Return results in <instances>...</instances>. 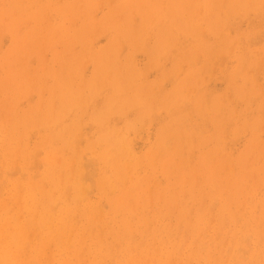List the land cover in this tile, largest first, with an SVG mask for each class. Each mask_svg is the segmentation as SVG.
<instances>
[{"label":"rangeland","instance_id":"obj_1","mask_svg":"<svg viewBox=\"0 0 264 264\" xmlns=\"http://www.w3.org/2000/svg\"><path fill=\"white\" fill-rule=\"evenodd\" d=\"M263 162L264 0H0V264H264Z\"/></svg>","mask_w":264,"mask_h":264},{"label":"bare ground","instance_id":"obj_2","mask_svg":"<svg viewBox=\"0 0 264 264\" xmlns=\"http://www.w3.org/2000/svg\"><path fill=\"white\" fill-rule=\"evenodd\" d=\"M132 3H133V2H132ZM152 13H153V12H152ZM155 16H156V14H155ZM156 19H157V18H156ZM158 20H159V19H158ZM161 29H162V28H161ZM176 31H177V30H176ZM125 33H126V32H125ZM158 33H159V32H158ZM75 36H76V35H75ZM64 37H65V36H64ZM64 37H63V38H64ZM133 37H134V36H133ZM153 37H154V36H153ZM65 38H66V37H65ZM79 38H80V37H79ZM38 39H39V38H38ZM133 39H134V38H133ZM71 41H72V40H71ZM43 42H45V41L43 40ZM48 42H49V43H47V45H50L51 47L54 46V44L57 43V42L54 43V41H52V42H51V41H48ZM50 42L52 43V45L50 44ZM58 42H59V41H58ZM63 42H64V40H63ZM65 42H66V41H65ZM199 42H200V41H199ZM201 42H202V41H201ZM43 44H44V43H43ZM57 44H58V43H57ZM64 44H67V43H64ZM143 44H144V43H143ZM45 45H46V44H45ZM47 45H46V46H47ZM38 46H39V45H38ZM46 46H44V47H46ZM51 47H50V48H51ZM47 48H48V47H47ZM47 48H46V49H47ZM33 51H35V50H33ZM36 51H38V50H36ZM53 52H54V51H53ZM115 52H116V51H115ZM98 55H101V54H98ZM111 55H112V54H111ZM111 55H110V56H111ZM116 55H117V53H116ZM55 56H56V55H55ZM107 56H108V55H107ZM107 56H106V57H107ZM113 56H114V54H113ZM70 57H71V56H70ZM95 57H96V56H95ZM111 57H112V56H111ZM116 57H117V56H116ZM61 58H62V57H61ZM96 58H97V57H96ZM107 58H108V57H107ZM56 59H57V58H54V60H56ZM63 59H64V58H63ZM63 59H62V60H63ZM67 59H68V58H67ZM94 59H95V58H93V60H94ZM105 59H106V58H105ZM59 60H60V56H59V59L56 60V62H58ZM65 60H66V59H65ZM71 60H72V59H71ZM77 60H78V59H77ZM101 60H102V59H101ZM102 61H103V60H102ZM52 62H54V61H52ZM62 62H63V61H62ZM68 62H69V61H68ZM111 62H112V61H111ZM123 62H124V61H123ZM126 62H127V61H126ZM179 62H180V61H179ZM4 63H6V61H4ZM63 63H66V62L64 61ZM63 63H62V64H63ZM73 63H75V61H74ZM177 63H178V62H177ZM186 63H187V62H186ZM189 63H190V62H189ZM189 63H188V64H189ZM58 64H59V63H58ZM62 64H59V66L61 65V67L65 69L66 66L64 67V66H62ZM66 64H67V63H66ZM119 64H120V63H119ZM123 64L125 65V63H123ZM123 64H122V65H123ZM126 64H127V63H126ZM129 64H130V63H129ZM181 64H183V63H181ZM54 65H55V64H54ZM70 65H71V63H70ZM100 65H101V64H100ZM100 65H99V66H100ZM108 65H109V64H108ZM124 65H123V66H124ZM113 66H114V65H113ZM130 66H131V65H130ZM5 67H6V66H5ZM7 67H8V66H7ZM7 67H6V71L9 72V69H10V68L8 67V68H9V69H8ZM56 67H58V65H57ZM69 67H70V68H69ZM69 67H68L69 69H68V68H67V69H68L71 73H68V75H69V74H72L71 68H73L72 66H69ZM107 67H108V66H107ZM116 67L119 68L118 66H116ZM97 68H99V67H96V69H97ZM109 68H111V67L109 66ZM55 69H57V68H55ZM59 69H61V68L59 67L57 70H59ZM73 69H74V68H73ZM102 69H103V68H102ZM130 69H131V68H130ZM61 70H62V69H61ZM68 70H67V71H68ZM109 70H111V69H109ZM112 70H114V68H113ZM122 70H123V69H122ZM50 71H51V68H50ZM53 71H54V70H53ZM53 71H51L52 74H54ZM55 71H56V70H55ZM69 71H68V72H69ZM73 71H74V70H73ZM78 71H79V70H78ZM99 71H100V69H99ZM101 71H103V70H101ZM115 71H116V70H115ZM62 72H63V71H62ZM62 72H60V74H61ZM106 72H107V71H106ZM126 72H127V71H126ZM126 72H125V73H126ZM130 73H131V72H130ZM130 73H129V74H130ZM11 74H12V73H11ZM11 74L8 75V76H11ZM50 74H51V73H50ZM76 74H77V73L75 72V75H76ZM101 74H102V72L100 73V75H101ZM116 74H117V73H116ZM61 75H62V74H61ZM61 75H60V76H61ZM97 75H98V73H97ZM107 75H110L109 71H108V74H107ZM107 75H106V76H107ZM114 75H115V74H114ZM118 75H119V74H118ZM12 76H15V75H12ZM56 76H57V75H56ZM58 76H59V73H58ZM94 76H95V75H94ZM94 76L92 75V78H93ZM103 76H104V74H103ZM106 76H104V77H106ZM130 76H132V74H131ZM134 76H135V75H134ZM134 76H133V77H134ZM23 77H24V76H23ZM53 77H55V74L53 75ZM107 77H108V76H107ZM6 78H7V77H6ZM25 78H26V77H25ZM57 78H58V77H57ZM72 78H73V75H72V77H71V81H72ZM95 78H96V77H95ZM99 78H100V76H99ZM102 78H103V77H102ZM102 78H101V79H102ZM135 78H136V77H135ZM15 79H16V78H14V80H15ZM60 79H61V78H60ZM90 79H91V78H90ZM93 79H94V78H93ZM126 79H128V78H126ZM10 80H11V78H10ZM22 80H23V79H22ZM25 80H26V79H25ZM25 80H24V81H25ZM28 80H29V79H28ZM55 80H56V79H55ZM61 80H62V79H61ZM97 80H98V79H97ZM104 80H105V79H104ZM7 81H9V79H8ZM12 81H13V77H12ZM26 81H27V80H26ZM64 81H65V80H64ZM64 81H62V82H64ZM78 81L80 82V80H78ZM89 81H91V80H89ZM106 81H107V79H106ZM14 82H15V81H13V83H14ZM45 82H46V81H45ZM56 82H58V81H56ZM60 82H61V81H60ZM95 82H96V81H95ZM99 82H100V81H99ZM133 82H134V81L132 80V83H133ZM6 83H7V82H6ZM13 83H12V84H13ZM16 83H17V82H16ZM65 83H66V81H65ZM69 83H70V80H69ZM75 83H77V84H76V87H75V85H74L73 83H70V85L73 84L74 86H73V85H72V86L75 87V88H76V91H77V86H78L79 83H78V82H75ZM85 83H86V82H84V84H85ZM101 83H103V82H101ZM105 83H106V82H105ZM118 83H119V82H118ZM121 83H122V82H121ZM124 83H125V82H124ZM130 83H131V82H130ZM22 84H23V83L21 82V85H22ZM56 84H57V83H56ZM60 84H61V83H58V84H57V85H58L57 87H59ZM67 84H68V82H67ZM87 84H88V82H87ZM93 84H94V82H93ZM107 84H108V83H107ZM136 84H137V83H136ZM9 85H11V84H9ZM15 85H16V84H15ZM17 85H18V83H17ZM19 85H20V82H19ZM26 85H27V83L25 84V86H26ZM28 85H29V84H28ZM41 85H44V84L42 83ZM85 85H86V84H85ZM89 85H90V84H89ZM91 85H92V83H91ZM91 85H90V86H91ZM95 85H97V83H96ZM95 85H94V86H95ZM114 85H115V84H114ZM126 85H127V83H126ZM178 85H179V84H178ZM7 86H8V85H7ZM23 86H24V85H23ZM23 86H22V87H18V88H24L25 86H24V87H23ZM55 86H56V85H55ZM68 86H69V85H68ZM68 86H67V87H68ZM101 86H103V85H101ZM104 86H105V85H104ZM119 86H121V85H119ZM129 86H130V85H129ZM135 86H136V85H135ZM11 87L14 88L13 85H12ZM65 87H66V86H65ZM67 87H66V88H67ZM79 87H80V86H79ZM84 87H85V86H84ZM84 87H83V88H84ZM115 87H116V86H115ZM115 87H114V88H115ZM117 87H118V85H117ZM177 87H179V86H177ZM39 88H40V87H39ZM46 88H47V87H46ZM55 88H56V87H55ZM70 88H71V87H70ZM87 88H88L89 90H91L89 87H87ZM93 88H94V87H93ZM93 88H92V90H93ZM95 88H96V86H95ZM15 89H16V86H15ZM59 89H60V87H59ZM61 89H63V88H61ZM61 89H60V90H61ZM67 89H69V88H67ZM135 89H136V88H135ZM145 89H146V88H145ZM150 89H151V88H150ZM157 89H158V88H157ZM178 89H179V88H178ZM178 89H177L176 92H178ZM235 89H236V88H235ZM239 89H240V88H239ZM16 90H17V89H16ZM46 90H47V89H46ZM60 90H59V91H60ZM69 90H70V89H69ZM69 90H68V91H69ZM74 90H75V89H74ZM74 90H73V91H74ZM94 90H95V89H94ZM96 90H97V89H96ZM137 90H138V88H137ZM249 90H251V89H249ZM249 90H248V91H249ZM254 90H255V89H254ZM13 91H15V90H13ZM17 91H18V90H17ZM62 91H63V90H62ZM68 91H67V90H64V92L70 93V92H68ZM79 91H80V90H79ZM120 91H121V90H120ZM145 91H146V90H145ZM157 91H158V90H157ZM157 91H156V92H157ZM182 91H183V90H182ZM19 92H21V91H19ZM53 92H54V91H53ZM64 92H62V93H63L64 96H66V95L64 94ZM135 92H136V90H135ZM135 92H134V95H135ZM146 92H147V91H146ZM150 92H151V91H150ZM152 92H153V91H152ZM234 92H235V91H234ZM249 92H251V91H249ZM255 92H256V91H255ZM21 93H22V92H21ZM74 93H76V92L74 91ZM78 93H80V92H78ZM91 93L93 94L92 91H91ZM91 93H90V94H91ZM129 93H130V90H129ZM138 93H139V92H138ZM138 93H137V94H138ZM142 93H143V92H142ZM178 93H179V92H178ZM239 93H240V92H239ZM50 94H51V93H50ZM55 94H56V93H55ZM71 94H72V92L70 93V95H71ZM96 94H97V93H96ZM96 94H95V96H96ZM150 94H151V93H150ZM150 94H149V95H150ZM153 94H155V93H153ZM153 94H152V95H153ZM176 94H177V93H176ZM53 95H54V93H53ZM59 95H60V94H59ZM63 95H62V97H63ZM68 95H69V94H68ZM93 95H94V94H93ZM119 95H120V94H119ZM122 95H124V94H122ZM129 95H131V94H129ZM139 95H140V94H139ZM142 95H143V94H142ZM147 95H148V93L146 94V96H147ZM163 95H164V94H163ZM163 95H162V96H163ZM168 95H169V94H168ZM243 95L245 96V94H243ZM71 96H74V95H71ZM76 96H77V95H76ZM78 96H79V94H78ZM78 96H77V97H78ZM39 97H40V95H39ZM49 97H50V96H49ZM49 97H48V98H49ZM51 97H52V96H51ZM53 97H54V96H53ZM58 97H59V96H58ZM62 97L60 98L61 100L63 99ZM67 97H68V96H67ZM93 97H94V96H93ZM93 97H92V98H93ZM136 97H137V96H136ZM136 97H135V98H136ZM171 97H172V96H171ZM175 97H176V96H175ZM182 97H183V96H182ZM184 97H186V95H185ZM184 97H183V98H184ZM74 98H75V97H74ZM74 98H73V99H74ZM126 98H127V97H126ZM135 98H134V99H135ZM142 98H144V97L141 96V98H140L141 101L143 100ZM155 98H157V97H155ZM155 98H154V99H155ZM167 98H168V97H167ZM178 98H179V97H178ZM66 99H67V98L65 97V99L62 100V101H65V102H62V101L60 100L61 103H67ZM70 99H71V97H70ZM70 99H68V100L70 101ZM76 99H77V98H76ZM83 99H84V98H83ZM134 99H133V100H134ZM138 99H139V98H138ZM154 99H153L152 101H154ZM162 99H163V98H162ZM174 99H177V98H174ZM174 99H173V101H174ZM179 99H180V98H179ZM58 100H59V99H58ZM71 100H72V99H71ZM91 100H92V99H91ZM135 100L137 101V98H136ZM147 100H148V98H147ZM185 100H187V99H185ZM188 100H189V99H188ZM188 100H187V101H188ZM47 101H48V100H47ZM52 101H53V99H52ZM72 101L75 102L76 100L74 99V100H72ZM136 101H135V102H136ZM139 101H140V100H139ZM139 101H137V103H139ZM141 101H140V102H141ZM148 101H149V100H148ZM160 101H161V100H160ZM74 102H72V103H73V105H72L73 107H70L71 109L74 108V105H76V104H74ZM113 102H115V101H113ZM124 102H125V101H124ZM124 102H122V103H124ZM142 102H143V101H142ZM144 102H145V101H144ZM162 102H163V101H162ZM176 102H177V101H176ZM72 103H71V104H72ZM76 103H77V101H76ZM118 103H119V102H118ZM122 103H120V104H122ZM132 103H134V102H132ZM145 103H146V102H145ZM149 103H150V102H149ZM160 103H161V102H159V104H160ZM146 104H147V103H146ZM172 104H173V103H172ZM180 104H181V103H180ZM36 105H37V104H36ZM69 105H70V104H69ZM109 105H111V104H109ZM113 105H114V103H113ZM124 105H125V103H124ZM162 105H163V104H162ZM66 106H68V103H67ZM119 106H120V105H119ZM122 106H123V105H122ZM130 106H131V105H130ZM133 106H134V104H133ZM176 106H177V105H176ZM35 107H36V106H35ZM39 107H40V106H39ZM39 107H38V108H39ZM63 107H64V105H63ZM76 107H77V105H76ZM117 107H118V106H117ZM147 107H148V104H147ZM50 108H52L51 105H50ZM61 108H62V107H61ZM65 108H66V107H65ZM110 108H111V107H110ZM110 108H109V109H110ZM124 108H125L124 106L121 107V109H122L123 111H124ZM132 108H134V107H132ZM148 108H149V107H148ZM148 108H147V109H148ZM150 108H151V107H150ZM48 109H49V108H48ZM71 109H70V110H71ZM107 109H108V108H107ZM127 109H128V107H127ZM129 109H130V108H129ZM79 110H80V109H79ZM101 110H102V109H101ZM104 110H105V109H103V111H104ZM110 110H111V109H110ZM114 110H115V108H114ZM150 110L153 111V108L150 109ZM10 111H11V110H10ZM29 111H31V110H29ZM35 111H36V109H35ZM59 111H61V109H60ZM62 111H64V109H63ZM116 111H117V110H116ZM31 112H32V111H31ZM31 112H30V113H31ZM50 112H51V110H50ZM68 112H69V111H68ZM147 112H149V110H148ZM166 112H167V111H166ZM9 113H10V112H9ZM28 113H29V112H28ZM46 113H47V112H46ZM46 113H45V115H46ZM58 113H59V112H58ZM101 113H102V112H101ZM112 113H113V112H112ZM122 113H123V112H122ZM137 113H139V112H137ZM10 114H12V113H10ZM26 114H27V113H26ZM31 114H32V113H31ZM49 114H50V113H49ZM49 114H47V115H49ZM104 114H106V113H104ZM119 114H120V113H119ZM143 114H144V113H143ZM23 115H24V114H23ZM27 115H28V114H27ZM33 115H34V114H33ZM45 115H44V116H45ZM51 115H52V112H51ZM56 115H58V114H56ZM59 115H61V113H59ZM59 115H58V119L61 118V117L59 118ZM63 115H64V114H63ZM39 116H40V115H39ZM39 116H38V117H39ZM93 116H94V115H93ZM97 116L99 117V114H98ZM102 116H103V114H102ZM104 116H105V115H104ZM104 116H103V117H104ZM180 116H181V115H180ZM8 117H9V116H8ZM24 117H25V115H24ZM28 117H29V116H28ZM28 117H27V118H28ZM49 117H50V119H51V116H49ZM4 118H5V117H4ZM46 118H47V116H46ZM55 118H56V116H55ZM74 118H75V117H74ZM108 118H109V117H108ZM19 119H20V118H19ZM19 119L17 118V121H18ZM50 119H46L45 121H46V122H49V121H47V120H50ZM62 119H63V116H62ZM64 119H65V118H64ZM64 119H63V120H64ZM102 119H103V118H102ZM179 119H180V117H179ZM181 119H182V118H181ZM5 120H6V118H5ZM8 120H9V119H8ZM21 120H22V119H21ZM28 120H29V118H28ZM106 120H107V119H106ZM45 121L43 120L44 123H46ZM75 121H76V120H75ZM177 121H178V120H177ZM181 121H182V120H181ZM1 122H2V121H1ZM43 122H42V123H43ZM54 122H56V121H54ZM60 122H61V121H60ZM78 122H79V121H78ZM78 122H77V123H78ZM6 123H7V121H6ZM15 123H16V122H15ZM42 123H41V125H42ZM50 123H51V121H50ZM58 123H59V122H58ZM77 123H76V124H77ZM184 123H185V122H184ZM225 123H226V122H225ZM30 124H31V123H30ZM46 124H47V123H46ZM53 124H54V123H53ZM60 124H61V123H60ZM104 124H105V123H104ZM39 125H40V124H39ZM48 125H49V124H48ZM55 125H58V124L55 123ZM78 125H79V124H78ZM30 126H31V125H30ZM43 126H44V125H43ZM103 126H105V125H103ZM162 126H163V124H162ZM167 126H168V125H167ZM15 127H17V126H15ZM36 127H37V126H36ZM45 127H46V126H45ZM49 127H50V126H49ZM49 127H47V128L49 129ZM51 127H53V126L51 125ZM65 127H66V126H65ZM101 127H102V126H101ZM164 127H165V126H164ZM47 128H44V129H47ZM106 128H107V127H106ZM74 129H75V128H74ZM159 129H160V128H159ZM162 129H163V128H162ZM166 129H168V128H166ZM63 130H64V127H63ZM70 130H71V129H70ZM49 131H50V129H49ZM52 131H53V130H52ZM52 131H51V132H52ZM64 131H65V130H64ZM75 131H76V130H75ZM251 131H252V130H251ZM251 131H250V132H251ZM71 132H72V131H71ZM187 132H188V131H187ZM9 133H10V132H9ZM15 133H16V132H15ZM57 133H58V132H57ZM59 133H60V132H59ZM78 133H79V131H78ZM78 133H77V134H78ZM117 133L119 134V131H118ZM172 133H173V132H172ZM180 133H181V132H179V134H180ZM55 134H56V133H54V135H55ZM74 134H75V133H74ZM96 134H97V133H96ZM158 134H159V132H158ZM165 134H166V133H165ZM169 134H170V133H169ZM182 134H183V133H182ZM187 134H188V133H187ZM56 135H57V134H56ZM59 135H61V134H59ZM79 135H80V133H79ZM79 135H78V136H79ZM51 136H52V135H51ZM66 136H67V135H66ZM78 136H76V137H78ZM111 136H112V135H111ZM117 136H118V135H116V137H117ZM46 137H47V136H46ZM48 137H50V136H48ZM69 137H70V136H69ZM162 137H163V136H162ZM162 137H161V138H162ZM172 137H174V136H172ZM172 137H171V138H172ZM43 138H44V137H43ZM43 138H42V139H43ZM66 138H67V137H66ZM163 138H164V137H163ZM175 138H176V137H175ZM185 138H186V137H185ZM18 139H20V138H18ZM44 139H45V138H44ZM49 139H51V138H49ZM54 139H55V138H54ZM117 139H119V138H117ZM169 139H170V138H169ZM76 140H77V138H76ZM170 140H171V139H170ZM175 140H176V139H175ZM179 140H180V139H179ZM12 141H13V140H12ZM50 141H51V140H50ZM77 141H78V140H77ZM104 141H105V140H104ZM107 141H108V140H107ZM107 141H106V143H107ZM122 141H123V139H122ZM166 141H167V140H166ZM5 142H7V141H5ZM51 142H52V141H51ZM71 142H73V141H71ZM74 142H75V141H74ZM117 142H118V141H117ZM157 142H158V141H157ZM167 142H168V141H167ZM7 143H8V142H7ZM18 143H19V142H18ZM98 144H99V143H98ZM100 144H101V143H100ZM115 144H116V143H115ZM119 144H121V143H119ZM165 144H166V143H165ZM165 144H164V146H165ZM251 144H252V143H251ZM257 144H258V143H257ZM46 145H47V144H46ZM48 145H49V144H48ZM63 145L65 146L64 143H63ZM63 145H62V146H63ZM113 145H114V144H113ZM121 145H123V144H121ZM64 146H63V149H64ZM67 146H68V145H67ZM98 146H99V145H98ZM100 146H101V145H100ZM251 146H253V144H252ZM4 147H5V146H4ZM38 147H40V146H38ZM42 147H43V146H42ZM85 147H86V146H85ZM119 147H120V146H119ZM259 147H260V146H259ZM72 148H73V147H72ZM96 148H97V147H96ZM121 148H122V147H121ZM36 149H38V148H36ZM45 149H46V148H45ZM75 149H76V148H75ZM89 149H90V148H88V150H89ZM109 149H110V148H109ZM125 149H126V148H125ZM249 149H250V148H249ZM249 149H248V152L250 153ZM254 149H256V148H254ZM6 150H7V148H6ZM34 150H35V149H34ZM58 150H59V149H58ZM66 150H67V149H66ZM68 150H69V149H68ZM112 150H113V149H112ZM256 150H258V148H257ZM259 150H261V149H259ZM259 150H258V152H259ZM2 151H3V150H2ZM10 151H11V150H10ZM10 151H9V153H10ZM35 151H36V150H35ZM56 151H57V150H56ZM63 151H64V150H63ZM107 151H108V150H107ZM125 151H126V150H125ZM129 151H130V150H129ZM58 152H59V151H58ZM61 152H62V150H61ZM90 152H91V151H90ZM117 152H118V151H117ZM119 152H120V151H119ZM261 152H262V151H261ZM48 153H49V152H48ZM70 153H71V151H70ZM83 153H84V152H83ZM86 153H87V152H86ZM93 153H94V152H93ZM103 153H104V154H102V155H107V154L105 153V151H103ZM245 153H246V152H245ZM254 153H255V152H254ZM256 153H257V152H256ZM54 154H55V152H54ZM71 154H72V153H71ZM76 154H77V153H76ZM87 154H88V153H87ZM90 154H91V153H90ZM108 154H109V153H108ZM121 154H122V153H121ZM128 154H129V153H128ZM130 154H132V153H130ZM8 155H9V154H8ZM10 155H13V154H10ZM49 155H50V154H49ZM109 155H110V154H109ZM109 155H107V156H109ZM250 155H251V154H250ZM24 156H25V155H24ZM29 156H32V155H29ZM54 156H55V155H54ZM60 156H61V155H60ZM132 156H133V154H132ZM213 156H214V155H212V157H213ZM246 156H247V155H246ZM9 157H10V156H9ZM49 157H50V156H49ZM52 157H53V156H52ZM61 157H62V156H61ZM68 157H69V156H68ZM99 157L102 158L103 156L101 157V155H99ZM104 157H106V156H104ZM104 157L102 158L103 160L105 159ZM114 157H115V155H114ZM125 157H126V156H125ZM128 157H129V155H128ZM221 157H222V156H221ZM249 157H250V156H249ZM249 157H248V158H249ZM260 157H261V155H260ZM260 157H259V158H260ZM11 158H12V156H11ZM17 158H18V157H17ZM44 158H45V157H44ZM56 158H57V157H56ZM71 158H72V157H71ZM76 158H77V157H76ZM107 158H108V157H107ZM204 158H205V157H204ZM219 158H220V156H219ZM9 159H10V158H9ZM49 159H50V158H49ZM66 159H67V158H66ZM102 159H99V160L102 161ZM109 159H111V158H109ZM115 159H116V158H115ZM118 159H119V156H118ZM164 159H165V158H164ZM216 159H217V158H216ZM221 159H222V158H221ZM237 159H239V157H238ZM50 160H52V159H50ZM105 160H106V159H105ZM120 160H121V158H120ZM130 160H131V159H130ZM135 160H136V159H135ZM166 160H167V159H166ZM203 160H204V159H202V163H203V162H206V160H205V161H203ZM210 160H211V159H210ZM210 160H208V161H210ZM222 160H223V159H222ZM240 160H241V159H240ZM240 160H239V161H240ZM252 160H253V159H252ZM255 160H256V159H255ZM11 161H12V160H11ZM85 161H88V160H85ZM89 161H90V159H89ZM93 161H94V159H93ZM113 161H115V160H113ZM164 161H165V160H164ZM170 161H171V160H170ZM181 161H182V160H181ZM225 161H226V160L223 161V163H222L223 165H224V162H225ZM236 161H237V160H236ZM239 161H237V162H239ZM58 162H59V160H58ZM65 162H66V161H65ZM67 162H68V161H67ZM67 162H66V163H67ZM72 162H73V161H72ZM106 162H107V161H106ZM120 162H121V161H120ZM210 162H211V161H210ZM215 162H217V161H215ZM226 162H227V161H226ZM254 162H255V161H254ZM42 163H43V162H42ZM86 163H87V162H86ZM102 163H103V162H102ZM115 163H117V161H116ZM124 163H125V162H124ZM124 163H122V165H121L122 167H123V164H124ZM170 163H171V162H170ZM170 163H168V164H170ZM179 163H180V162H179ZM240 163H241V162H240ZM257 163H258V162H257ZM51 164L53 165V164H55V162H54V163H51ZM57 164H58V163H57ZM71 164H72V163H71ZM71 164H70V165H71ZM103 164H104V163H103ZM112 164H114V163H112ZM117 164H118V163H117ZM117 164H116V165H117ZM129 164H130V163H129ZM160 164H161V163H160ZM206 164H208V163L206 162ZM217 164L222 165L221 163H217ZM236 164H237V163H236ZM263 164H264V162H263ZM8 165H9V164H8ZM64 165H66V164H64ZM105 165H106V164H105ZM118 165H120V163H119ZM127 165H128V163L126 164L125 167H128ZM130 165H132V164H130ZM133 165H134V164H133ZM215 165H216V164H215ZM223 165H222V166H223ZM241 165H242V163H241L239 166H241ZM71 166H72V165H71ZM81 166H82V165H81ZM84 166H85V165H84ZM90 166H91V165H90ZM109 166H110V165H109ZM202 166H205V164H202ZM208 166H209V165H208ZM216 166H217V165H216ZM246 166H247V165H246ZM110 167H112V166H110ZM125 167H124V168H125ZM160 167H161V166H160ZM206 167H207V166H206ZM206 167H205V169H207ZM220 167H221V166H220ZM244 167H245V166H244ZM247 167H248V166H247ZM252 167H253V166H252ZM64 168H65V167H64ZM66 168H68V167H66ZM79 168H80V167H79ZM85 168H86V167H85ZM87 168H88V167H87ZM116 168H117V167H116ZM118 168H119V167H118ZM148 168H149V167H148ZM209 168H210V167H209ZM214 168H215V167H214ZM71 169H72V168H70V170H71ZM122 169H123V168H122ZM61 170H62V169H61ZM68 170H69V169H68ZM79 170H80V169H79ZM129 170H130V169H129ZM133 170H135V169H133ZM209 170H210V169H209ZM209 170L207 169L206 171L208 172ZM215 170H216V169H215ZM240 170H241V169H240ZM240 170H239V171H240ZM244 170H245V169H244ZM254 170H255V169H254ZM59 171H60V170H59ZM59 171H58V172H59ZM71 171H73V170H71ZM71 171H70V173H71ZM118 171H119V173H120L121 170L119 169ZM118 171H117V172L114 171V172H115V173H118ZM123 171H124V170H123ZM177 171H178V170L176 169V172H177ZM182 171H184V170H182ZM195 171H196V170H195ZM202 171H205V170L202 169ZM218 171H219V170H218ZM222 171H223V170H222ZM252 171H253V170H252ZM259 171H260V170H259ZM79 172H80V171H79ZM216 172H217V171H216ZM216 172L214 173V172L212 171V168H211L210 173H214V174L217 175ZM244 172H245V171H244ZM244 172H243V173H244ZM45 173H46V172H45ZM48 173H49V172H48ZM54 173H55V172H54ZM54 173H53V174H54ZM60 173H61V172H60ZM74 173H77V172H74ZM81 173H82V171H81ZM84 173H85V172H84ZM136 173H137V172H136ZM166 173H167V172H166ZM177 173H178V172H177ZM179 173H181V172H179ZM193 173H194V172H192V174H193ZM220 173H221V172H220ZM220 173L218 172V174H220ZM251 173H252V172H251ZM253 173H254V172H253ZM49 174H50L51 177H52V174H51V173H49ZM71 174H72V173H71ZM120 174H121V173H120ZM132 174H133V173H132ZM257 174H258V172H257ZM47 175H48V174H47ZM79 175H80V174H79ZM81 175H83V174H81ZM91 175H92V174H91ZM91 175H90V176H91ZM127 175H128V174H127ZM130 175H131V174H130ZM162 175H163V174H162ZM216 175H213V174H212V175H211V176L213 177L212 179H214V177L216 178ZM253 175H254V174H253ZM253 175H252V176H253ZM263 175H264V174H263ZM53 176H54V175H53ZM107 176L110 177V175H107ZM122 176H123V175H122ZM122 176H121V177H122ZM175 176H176V175H175ZM220 176H221V175H220ZM261 176H262V175H261ZM46 177H47V176H46ZM81 177H82V176H81ZM84 177L86 178V176H84ZM115 177H116V176H115ZM128 177H129V175H128ZM128 177H127V178H128ZM180 177H181V176H180ZM180 177H179V178H180ZM231 177H232V175H231L230 178H229L230 180H231ZM242 177H243V176H242ZM242 177H241V179H242ZM262 177H263V176H262ZM52 178H53V177H52ZM54 178H55V177H54ZM57 178H58V176H57ZM60 178H61V177H60ZM64 178H65V177H64ZM76 178H77V177H76ZM78 178H80V177L78 176ZM88 178H89V176H88ZM107 178H108V177H107ZM122 178H123V177H122ZM129 178H130V177H129ZM137 178H138V177H137ZM164 178H165V177H164ZM210 178H211V177H210ZM236 178H237V177H236ZM236 178H235V179H236ZM252 178H253V177H252ZM67 179H68V176H67ZM80 179H82V178H80ZM80 179H79V180H80ZM96 179H97V178H96ZM102 179H103V178H102ZM217 179L219 180V179H221V178L219 177V178H217ZM223 179H224V178H223ZM229 179H228V181H229ZM235 179H234V180H235ZM248 179H249V178H248ZM258 179H259V178H258ZM47 180H48V178H47ZM88 180H90V179H88ZM107 180H109V178H108ZM116 180H117V177H116ZM129 180H130V179H129ZM177 180H178V179H177ZM225 180H226V179H225ZM236 180H237V179H236ZM245 180H246V179H245ZM259 180H260V179H259ZM263 180H264V179H263ZM52 181H53V180H52ZM59 181H60V179H59ZM77 181H78V180H77ZM77 181H75V183H76ZM80 181H82V180H80ZM84 181H86V180H84ZM123 181H124V179H123ZM179 181H180V179H179ZM183 181H184V180H182V183H183ZM214 181H215V179H214ZM223 181H224V180H223ZM240 181H242V180H240ZM103 182H104V181H103ZM103 182H102V183H103ZM107 182H108V181H107ZM117 182H118V181H117ZM180 182H181V181H180ZM180 182H179V183H180ZM184 182H185V181H184ZM189 182H190V180H189ZM189 182H188V184H189ZM225 182H226V181H224V183H225ZM229 182H230V181H229ZM233 182H235V181H233ZM238 182H239V180H238ZM259 182H260V181H259ZM263 182H264V181H263ZM40 183H41V182H40ZM57 183H58V181H57ZM78 183H79V181H78ZM104 183H105V182H104ZM104 183H103V184H104ZM211 183H214V182L212 181ZM216 183H218V182L216 181ZM219 183H220V181H219ZM236 183H237V182H236ZM239 183H240V182H239ZM59 184H60V183H59ZM81 184H82V182H81ZM109 184H110V183H109ZM119 184H120V183H119ZM191 184H192V183H191ZM202 184H203V183H202ZM220 184H221V183H220ZM227 184H228V182H227ZM40 185H41V184H40ZM40 185H39V186H40ZM60 185H61V184H60ZM78 185H79V184H78ZM82 185H83V184H82ZM110 185H111V184H110ZM142 185H143V184H142ZM170 185H171V184H170ZM175 185H176V184H175ZM177 185H179V184H177ZM195 185H196V183H195ZM197 185H198V184H197ZM204 185H205V184H204ZM212 185H213V184H212ZM229 185H231V183H230ZM229 185H228V186H229ZM232 185H233V184H232ZM232 185H231L230 187H232ZM101 186H102V185H101ZM118 186H119V185H118ZM135 186H136V185H135ZM139 186H140V185H139ZM184 186H185V185H184ZM187 186H188V185H187ZM205 186H206V185H205ZM238 186H239V184H238ZM240 186H241V185H240ZM243 186H244V185H243ZM245 186H248V185L246 184ZM249 186L251 187L252 185H249ZM66 187H67V186H66ZM66 187H65V189H66ZM112 187H114V186H112ZM120 187H121V186H120ZM167 187H168V186H167ZM171 187H172V186H171ZM177 187H178V186H177ZM179 187H180V186H179ZM197 187H198V186H197ZM222 187H223V186H222ZM235 187H236V186H235ZM50 188H51V187H50ZM63 188H64V187H63ZM77 188H78V187H77ZM81 188L83 189L82 186H81ZM107 188H108V185H107ZM128 188H129V187H128ZM145 188L147 189V187H145ZM145 188H144V189H145ZM186 188H187V187H186ZM207 188H208V187H207ZM209 188H210V187H209ZM237 188H238V187H237ZM243 188H244V187H243ZM247 188H248V187H247ZM247 188H246V189H247ZM259 188H260V187H259ZM40 189H41V188H40ZM65 189H64V190H65ZM74 189H75V188H74ZM78 189H79V188H78ZM87 189H88V188H87ZM120 189H121V188H120ZM120 189H119V190H120ZM129 189H130V188H129ZM133 189H134V188H133ZM138 189H140V188L138 187ZM167 189H168V188H167ZM169 189H170V188H169ZM173 189H174V188H173ZM178 189H179V188H178ZM61 190H62V189H61ZM85 190H86V187H85ZM142 190H143V189H142ZM148 190H149V189H148ZM159 190H160V189H159ZM161 190H162V189H161ZM164 190L166 191V189H164ZM227 190H229V189H227ZM243 190H244V189H243ZM252 190H253V187H252ZM50 191H51V189H50ZM50 191H49V192H50ZM128 191H129V190H128ZM134 191H135V190H134ZM140 191H141V190H140ZM165 191H163V192H165ZM179 191H181V190H179ZM210 191H211V190H210ZM241 191H242V189H241ZM246 191H247V190H246ZM246 191H245V192H246ZM248 191H249V190H248ZM253 191H255V190H253ZM253 191H252V192H253ZM83 192H84V191H83ZM122 192H124V191H122ZM147 192H148V191H147ZM156 192H157V191H156ZM257 192H258V191H257ZM111 193H112V192H111ZM133 193L135 194L136 192H133ZM141 193H142V191H141ZM149 193H150V191H149ZM160 193H161V192H160ZM178 193H179V192H178ZM183 193H184V192H183ZM225 193H226V191H225ZM234 193H235V192H234ZM236 193H238V192H236ZM246 193H247V192H246ZM246 193H245V196H246ZM253 193H254V192H253ZM79 194H80V193H79ZM164 194H165V193H164ZM184 194H185V193H184ZM216 194H217V193H216ZM228 194H229V193H228ZM248 194H249V192H248ZM248 194H247V195H248ZM255 194H256V193H255ZM258 194H259V193H258ZM63 195H64V194H63ZM123 195H124V194H123ZM135 195H136V194H135ZM139 195H140V194H139ZM212 195H213V194H212ZM243 195H244V194H243ZM50 196H52V195H50ZM75 196H77V195L75 194ZM118 196H119V195H118ZM136 196H137V195H136ZM147 196H148V195H147ZM178 196H179V194H178ZM210 196H211V194H210ZM252 196H253V195H252ZM125 197H126V196H125ZM131 197H132V195H131ZM139 197H140V196H139ZM220 197H221V196H220ZM247 197H249V196H247ZM64 198H65V197H64ZM78 198H79V197H78ZM121 198H122V197H120V199H121ZM213 198H214V197H213ZM228 198H229V197H228ZM242 198H243V197L241 196V199H242ZM61 199H62V198H61ZM125 199H126V198H125ZM130 199H131V198H130ZM132 199H133V198H132ZM174 199H175V198H174ZM223 199H224V198H223ZM251 199H252V198H251ZM47 200H48V199H47ZM65 200H66V199H65ZM133 200H134V199H133ZM136 200H137V199H136ZM157 200H158V199H156V201H157ZM165 200H166V199H165ZM177 200H178V199H177ZM212 200H213V199H212ZM215 200H216V199H215ZM217 200H218V199H217ZM243 200H245V199H242V201H243ZM248 200H250V198H249ZM73 201H74V200H73ZM123 201H124V200H123ZM166 201H168V200H166ZM173 201H175V200H173ZM37 202H38V201H37ZM42 202H43V201H42ZM77 202H78V200H77ZM112 202H113V201H112ZM120 202H121V201H120ZM213 202H214V201H213ZM215 202H216V201H215ZM215 202H214V203H215ZM237 202H238V201H237ZM240 202H241V201H240ZM250 202H251V201H250ZM40 203H41V202H39V204H40ZM109 203H110V202H109ZM136 203H137V202H136ZM178 203H179V202H178ZM241 203H243V202H241ZM241 203H240V204H241ZM55 204H56V203H55ZM73 204H74V203H73ZM123 204H124V203H123ZM123 204L121 203V205H123ZM137 204H138V203H137ZM175 204H176V202H175ZM228 204H229V203H228ZM236 204H237V203H236ZM261 204H262V203H261ZM261 204H259V208H260V205H261ZM263 204H264V203H263ZM114 205H116V204H114ZM117 205H118V204H117ZM121 205H119V206H121ZM243 205H244V204H243ZM243 205H242V206H243ZM248 205H249V204H248ZM0 206H2V205H0ZM40 206H41V204H40ZM42 206H43V205H42ZM54 206H55V205H54ZM54 206H52V207L50 206V207L53 208ZM63 206H64V205H63ZM74 206H75V204H74ZM223 206H224V205H223ZM227 206H228V205H227ZM234 206H235V205H234ZM234 206H233V207H234ZM237 206H238V204H237ZM23 207H24V206H23ZM26 207H27V206H26ZM221 207H222V206H221ZM224 207L226 208V206H224ZM263 207H264V206H263ZM74 208H75V207H74ZM114 208H116V207H114ZM219 208H220V207H219ZM228 208H229V207H228ZM238 208H239V206H238ZM240 208H241V207H240ZM117 209H118V208H117ZM123 209H124V208H122L121 211H122ZM226 209H227V208H226ZM260 209H261V208H260ZM9 210H10V209H9ZM124 210H125V209H124ZM126 210H127V209H126ZM10 211H11V210H10ZM119 211H120V210H119ZM121 211H120V212H121ZM132 211H134V210H132ZM132 211H131V212H132ZM229 211H230V210H229ZM261 211H262V210H261ZM261 211H260V212H261ZM7 212H8V210H7ZM44 212H45V210H44ZM49 212H50V211H49ZM112 212H113V211H112ZM245 212H246V210H245ZM135 213H136V212H135ZM220 213H221V212H220ZM225 213H226V212H225ZM234 213H235V212H234ZM263 213H264V212H263ZM131 214H132V213H131ZM216 214H217V213H216ZM223 214H224V213H223ZM230 215H231V212H230ZM236 215H237V214H236ZM236 215H235V216H236ZM27 216H28V215H27ZM35 216H36V215H35ZM72 216H73V215H72ZM82 216H83V215H82ZM214 216H216V215H214ZM217 216H218V215H217ZM221 216H222V215H221ZM228 216H229V215H228ZM235 216H234V217H235ZM243 216H244V215H243ZM252 216L254 217V215H252ZM0 217H1V216H0ZM2 217H3V215H2ZM20 217H21V216H20ZM30 217H32V215H31ZM48 217H49V216H48ZM127 217H128V216H127ZM218 217H219V216H218ZM222 217H223V216H222ZM222 217H221V218H222ZM224 217H225V216H224ZM232 217H233V216H232ZM234 217H233V218H234ZM237 217H238V216H237ZM256 217H257V216H256ZM256 217H254L255 220H256ZM72 218H73V217H72ZM207 218H209V217L207 216ZM257 218H258V217H257ZM12 219H13V218H12ZM17 219H18V218H17ZM43 219H44V218H43ZM85 219H86V218H85ZM205 219H206V218H205ZM205 219H204V220H205ZM209 219H210V218H209ZM229 219H230V216H229ZM249 219H250V218H249ZM73 220H74V219H73ZM73 220H72V221H73ZM89 220H90V219H89ZM96 220H97V219H96ZM182 220H183V219H182ZM182 220H180V221H182ZM185 220H186V219H185ZM185 220H184V221H185ZM212 220H213V219H212ZM222 220H223V219H222ZM222 220H221V221H222ZM224 220H225V219H224ZM224 220H223V222H224ZM244 220H245V218H244ZM255 220H254V221H255ZM30 221H31V220H30ZM45 221H46V220H45ZM62 221H63V220H62ZM100 221H101V220H100ZM108 221H109V220H108ZM121 221H122V220H121ZM127 221H128V220H127ZM131 221H132V220H131ZM137 221H138V220L136 219V222H137ZM145 221H146V219H145ZM184 221H183V222H184ZM208 221H209V220H208ZM250 221H251V220H250ZM260 221L262 222V219H261ZM47 222H49V221L47 220ZM47 222H45V223H47ZM63 222H64V221H63ZM66 222H67V221H66ZM66 222H65V223H66ZM76 222H77V220H76ZM82 222H83V220H82ZM92 222H93V218H92ZM117 222H118V221H117ZM125 222H126V221H125ZM125 222H124V223H125ZM133 222H134V221H133ZM138 222H139V221H138ZM138 222H137V223H138ZM212 222H213V221H212ZM235 222H237V218H236V217H235ZM235 222H234V223H235ZM19 223H20V222H19ZM103 223H105V222H103ZM106 223H108V222H106ZM128 223H129V222H128ZM144 223H145V222H144ZM164 223H165V222H164ZM181 223H182V222H181ZM192 223H193V222H192ZM195 223H196V222H195ZM199 223H200V222H199ZM206 223H207V222H206ZM210 223H211V220H210ZM224 223H226V222H224ZM15 224H16V223H15ZM94 224H96V223L94 222ZM100 224L102 225V223H100ZM115 224H116V223H115ZM118 224H119V223H118ZM120 224H121V223H120ZM146 224L149 225L148 222H146ZM152 224H154V223H152ZM152 224H151V225H152ZM185 224H186V221H185ZM197 224H198V223H197ZM202 224H203V223H202ZM214 224H215V223H214ZM242 224H243V223H242ZM259 224H260V223H259ZM29 225H30V224H29ZM32 225H33V224H32ZM50 225H51V224H50ZM105 225H106V224H105ZM136 225H137V224H136ZM167 225H168V224H167ZM225 225H226V224H225ZM225 225L223 224V227H224ZM257 225H258V224H257ZM93 226H94V225H93ZM141 226H142V225H141ZM143 226H144V224H143ZM195 226H197V225H195ZM202 226H203V225H202ZM217 226H218V225H217ZM220 226H222V224H221ZM220 226H219V228H220ZM243 226H244V224H243ZM246 226H248V225H246ZM254 226H255V225H254ZM9 227H10V225H9ZM21 227H22V226H21ZM21 227H20V230L22 229ZM89 227H91V226L89 225ZM89 227H87V228L89 229ZM106 227H107V226H106ZM120 227H121V225H120ZM129 227H131V226H129ZM129 227H127V228H129ZM172 227H173V226H172ZM175 227H176V226H175ZM183 227H184V226H183ZM187 227H188V226H187ZM189 227H190V226H189ZM198 227H199V226H198ZM206 227H207V226H206ZM208 227H209V226H208ZM215 227H216V226H215ZM239 227H240V226H239ZM257 227H258V226H257ZM35 228H36V227H35ZM61 228H62V227H61ZM100 228H101V227H100ZM135 228H136V227H135ZM154 228H155V227H154ZM210 228H211V227H210ZM232 228H233V227H232ZM232 228H231V229H232ZM242 228H243V227H242ZM45 229H46V228H45ZM94 229H95V228H94ZM116 229H117V228H116ZM125 229H126V228H125ZM150 229H151V228H150ZM173 229H174V228H173ZM231 229H230V230H231ZM34 230H35V229H34ZM73 230H74V229H73ZM96 230H97V229H96ZM126 230H127V229H126ZM152 230H153V229H152ZM205 230H206V229H205ZM217 230H218V229H217ZM219 230H220V229H219ZM230 230H228V232H229ZM234 230H235V229H234ZM242 230H243V229H242ZM1 231H2V230H1ZM1 231H0V232H1ZM15 231H16V229H15ZM21 231H23V230H21ZM90 231H91V230H90ZM107 231H108V230H107ZM195 231H196V230H195ZM199 231H201V230H199ZM215 231H216V230H215ZM220 231H222V230H220ZM240 231H241V230H240ZM240 231H238L239 234H240ZM244 231H245V230H244ZM23 232H24V231H23ZM103 232H104V231H103ZM113 232H114V231H113ZM121 232H122V231H121ZM129 232H131V231H130V228H129L128 233H129ZM133 232H134V231H133ZM155 232H156V231H154V233H155ZM160 232H162V231H160ZM238 232H237V233H238ZM26 233H27V232H26ZM115 233H116V232H115ZM154 233H153V234H154ZM158 233H159V232H158ZM198 233H199V232H198ZM205 233H206V231H205ZM215 233H216V232H215ZM217 233H219V232H217ZM235 233H236V232H235ZM248 233H249V232H248ZM257 233H258V232H257ZM257 233H256V234H257ZM16 234H17V233H16ZM22 234H25V233H22ZM58 234H59V233H58ZM85 234H86V233H85ZM90 234H91V233H90ZM113 234H114V233H113ZM129 234H130V233H129ZM142 234H143V233H142ZM191 234H192V233H191ZM227 234H228V233H227ZM243 234H244V233H243ZM29 235H30V232H29ZM29 235H28V236H29ZM154 235H155V234H154ZM176 235H177V234H176ZM196 235H197V234H196ZM240 235H241V234H240ZM246 235H247V234H246ZM28 236H26V237H28ZM34 236H35V235H34ZM67 236H68V235H67ZM99 236H100V234H99ZM111 236H112V235H111ZM126 236H127V235H126ZM131 236H132V234H131ZM131 236L129 235V237H131ZM140 236H141V235H140ZM143 236H145V235H143ZM152 236H153V235H152ZM152 236H151V237H152ZM192 236H193V235H192ZM211 236H212V235H211ZM213 236H214V235H213ZM218 236H219V235H218ZM218 236H217V237H218ZM221 236H222V233H221ZM224 236H225V235H224ZM230 236H231V235H230ZM234 236H235V235H234ZM243 236H244V235H243ZM18 237H19V236H18ZM88 237H89V236H88ZM91 237H92V236H91ZM96 237H97V235H96ZM121 237H122V236H121ZM165 237H166V236H165ZM194 237H196V236H194ZM201 237H202V236H201ZM249 237H250V234H249ZM249 237H248V238H249ZM258 237H259V236H258ZM5 238H6V237H5ZM22 238H23V237H22ZM29 238H30V237H29ZM124 238H125V237H124ZM124 238H123V239H124ZM132 238H133V237H132ZM153 238H154V237H153ZM161 238H162V236H161ZM196 238H198V237H196ZM212 238H213V237H212ZM215 238H216V237H215ZM215 238H214V239H215ZM235 238H236V237H235ZM245 238H247V237H245ZM60 239H61V238H60ZM97 239H98V238H97ZM147 239L149 240V238H147ZM150 239H151V238H150ZM175 239H176V238H175ZM180 239H181V238H180ZM183 239H184V238H183ZM222 239H224V238L222 237ZM230 239H231V238H230ZM241 239H242V238H241ZM5 240H6V239H5ZM129 240H130V238H129ZM131 240L133 241V239H131ZM176 240H177V239H176ZM181 240H182V239H181ZM224 240H225V239H224ZM244 240H245L246 243L248 244V242H247L248 239H247V240L244 239ZM260 240H262V239H260ZM3 241H4V237H3ZM18 241H20V240H18ZM89 241H90V240H89ZM94 241H95V240H94ZM102 241H103V240H102ZM140 241H141V240H140ZM238 241H239V240H238ZM241 241H243V240H241ZM241 241H240V242H241ZM1 242H2V241H1ZM111 242H112V241H111ZM114 242H115V240H114ZM119 242H120V241H119ZM162 242H163V241H162ZM204 242H205V241H204ZM207 242H208V241H207ZM212 242H213V241H212ZM233 242H234V241H233ZM252 242H253V241H252ZM259 242H260V241H259ZM259 242H258V243H259ZM117 243H118V242H117ZM148 243H149V242H148ZM150 243H151V241H150ZM153 243H154V242H153ZM153 243H151V244H153ZM165 243H166V242H165ZM199 243H200V242H199ZM235 243H237V242H235ZM242 243H244V242H242ZM30 244H31V243H30ZM50 244H51V243H50ZM131 244H132V242H131ZM131 244H129V245H131ZM139 244H141V242H139ZM167 244H168V243H167ZM181 244H182V242H181ZM181 244H179V245H181ZM204 244H205V243H204ZM204 244H202L203 247H205V245H206V244H205V245H204ZM211 244H212V243H211ZM211 244H210V245H211ZM244 244H245V243H244ZM247 244H246V245H247ZM0 245H1V244H0ZM25 245H27V243H26ZM111 245H112V244H111ZM147 245H148V244H147ZM157 245H158V243H157ZM164 245H165V244H164ZM184 245H185V244H184ZM222 245H223V244H222ZM229 245H230V244H229ZM231 245H232V244H231ZM231 245H230V246H231ZM240 245H241V244H240ZM251 245H252V244H251ZM43 246H44V245H43ZM84 246H85V245H84ZM151 246H152V245H151ZM151 246H150V247H151ZM153 246H154V244H153ZM166 246H167V245H166ZM172 246L174 247V245H172ZM189 246H190V245H189ZM189 246H188V247H189ZM194 246H195V245H194ZM214 246H215V245H214ZM26 247H27V246H26ZM102 247H103V246H102ZM136 247H137V246H136ZM139 247H140V246H139ZM150 247H148V248H150ZM156 247H157V246H156ZM158 247H159V246H158ZM176 247H177V245H176ZM195 247H196V246H195ZM195 247H194V248H195ZM198 247H199V245H198ZM248 247H249V246H248ZM24 248H25V247H24ZM46 248H49V247H48V244H47V247H46ZM69 248H70V246H69ZM113 248H114V247H113ZM145 248H146V247H145ZM151 248H152V247H151ZM180 248H181V247H180ZM182 248H183V247H182ZM201 248H202V247H201ZM208 248H209V247H208ZM216 248H217V247H216ZM233 248H235V247H233ZM84 249H85V248H84ZM95 249H96V248H95ZM111 249H112V248H111ZM146 249H147V248H146ZM178 249H179V248H178ZM189 249H190V248H189ZM209 249H210V248H209ZM219 249H220V248H219ZM242 249H243V248H242ZM23 250H24V249H23ZM42 250H43V249H42ZM42 250H41V251H42ZM47 250H48V249H47ZM115 250H116V249H115ZM115 250H114V251H115ZM156 250H157V249H156ZM166 250H167V249H166ZM179 250H180V249H179ZM179 250H178V251H179ZM190 250H191V249H190ZM190 250H189V251H190ZM196 250H197V249H196ZM214 250H215V249H214ZM224 250H225V248H224ZM238 250H241V249H237L236 251L239 252ZM24 251H26V248H25ZM41 251H40V252H41ZM105 251H106V250H105ZM172 251H173V250H172ZM175 251H176V250H175ZM200 251H201V250H200ZM220 251H221V250H220ZM246 251H247V250H246ZM249 251H250V250H249ZM12 252H13V251H12ZM17 252H18V251H17ZM40 252H39V253H40ZM74 252H75V251H74ZM153 252H154V250H153ZM156 252H157V251H155V253H156ZM93 253H95V252H93ZM132 253H133V251H132ZM136 253H137V252H136ZM148 253H149V250H148ZM192 253H194V250H193ZM192 253H190V254H192ZM225 253H226V251H225ZM228 253H229V252H228ZM231 253H232V252H231ZM243 253H244V252H243ZM13 254H14V253H13ZM25 254H26V253H25ZM74 254H75V253H74ZM123 254H124V253H123ZM170 254H172V253H170ZM176 254H177V252H176ZM195 254H196V253H195ZM202 254H203V253H202ZM216 254H217V253H216ZM19 255H20V254H19ZM23 255H24V254H23ZM26 255H27V254H26ZM40 255H41V254L38 255V258H40V257H39ZM77 255H79V254H77ZM80 255H81V253H80ZM80 255H79V256H80ZM116 255H117V254H116ZM126 255H127V254H126ZM144 255H145V254H144ZM153 255H154V254H153ZM177 255H179V254H177ZM197 255H198V254H197ZM204 255H205V254H204ZM204 255H203V256H204ZM208 255H209V254H208ZM214 255H215V254H214ZM226 255H227V254H226ZM231 255H233V254H231ZM100 256H101V254H100ZM102 256H103V255H102ZM108 256H109V255H108ZM134 256H135V255H134ZM136 256H137V255H136ZM155 256H156V255H155ZM166 256H167V254H166ZM175 256H176V255H175ZM224 256H225V255H224ZM233 256H234V255H233ZM238 256H240V255H238ZM13 257H15V256H13ZM147 257H148V256H147ZM189 257H191V256H189ZM201 257H202V256H201ZM213 257H214V256H213ZM230 257H231V256H230ZM24 258H25V257H24ZM27 258H28V257H27ZM78 258H79V257H78ZM99 258H100V257H99ZM103 258H104V257H103ZM117 258H118V257H117ZM117 258H116V259H117ZM121 258H122V257H121ZM124 258H125V257H124ZM135 258H136V257H135ZM137 258H138V257H137ZM166 258H167V257H166ZM171 258H172V257H171ZM191 258H192V257H191ZM191 258H190V259H191ZM194 258L196 259L197 257H194ZM239 258H240V257H239ZM239 258H236V259H239ZM246 258H247V257H246ZM252 258H253V257H252ZM19 259H20V257H19ZM84 259H85V258H84ZM92 259H93V258H92ZM105 259H106V258H105ZM111 259H112V258H111ZM133 259H134V258H133ZM144 259H145V258H144ZM144 259H143V261H144ZM154 259H155V258H154ZM174 259H175V258H174ZM178 259H179V258H178ZM192 259H193V258H192ZM209 259H210V258H208V260H209ZM224 259L226 260V258H224ZM236 259H235V260H236ZM243 259H244V258H243ZM15 260H16V259H15ZM22 260H23V259H22ZM87 260H88V259H87ZM97 260H98V259H97ZM146 260H148V259H146ZM146 260H145V261H146ZM160 260H161V259H160ZM168 260H169V259H168ZM172 260H173V259H172ZM175 260H176V259H175ZM183 260H184V259H183ZM197 260H198V259H197ZM210 260H211V259H210ZM210 260H209V261H210ZM231 260H232V259H231ZM231 260H230V261H231ZM241 260H242V259H241ZM38 261H39V260H38ZM41 261H42V260H41ZM99 261H100V260H99ZM139 261H140V260H139ZM153 261H154V260H153ZM170 261H171V260H170ZM179 261H180V260H179ZM200 261H201V260H200ZM205 261H206V260H205ZM221 261H222V260H221ZM250 261H251V260H250ZM42 262H43V261H42ZM77 262H78V261H77ZM80 262H81V261H80ZM96 262H97V261H96ZM102 262H103V261H102ZM109 262H111V261H109ZM119 262H120V261H119ZM129 262H130V264H131V261H129ZM134 262H135V259L133 260V263H134ZM146 262H147V261H146ZM151 262H152V261H151ZM171 262H172V261H171ZM180 262H181V261H180ZM215 262H216V261H215ZM218 262H219V261H218ZM232 262H233V261H232ZM237 262H238V261H237ZM239 262H240V261H239ZM243 262H244V261H243ZM30 263H31V261H30ZM100 263H101V262H100ZM133 263H132V264H133ZM144 263H145V262H144ZM159 263H160V262H159ZM169 263H170V262H169ZM207 263H208V262H207ZM33 264H34V263H33ZM35 264H36V263H35ZM42 264H43V263H42ZM85 264H86V263H85ZM101 264H102V263H101ZM105 264H106V263H105ZM171 264H172V263H171ZM173 264H174V263H173ZM176 264H177V262H176ZM208 264H209V263H208ZM213 264H214V263H213ZM223 264H224V263H223ZM232 264H233V263H232ZM239 264H240V263H239ZM247 264H248V263H247ZM256 264H257V263H256Z\"/></svg>","mask_w":264,"mask_h":264}]
</instances>
